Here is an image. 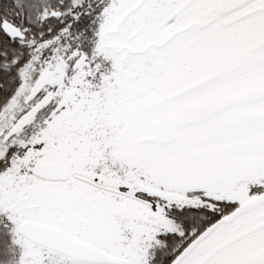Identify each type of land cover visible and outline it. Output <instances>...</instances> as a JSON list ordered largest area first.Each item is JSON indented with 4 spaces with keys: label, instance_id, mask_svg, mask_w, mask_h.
Instances as JSON below:
<instances>
[{
    "label": "snow or ice",
    "instance_id": "6c2138e0",
    "mask_svg": "<svg viewBox=\"0 0 264 264\" xmlns=\"http://www.w3.org/2000/svg\"><path fill=\"white\" fill-rule=\"evenodd\" d=\"M0 264H264V0H0Z\"/></svg>",
    "mask_w": 264,
    "mask_h": 264
}]
</instances>
